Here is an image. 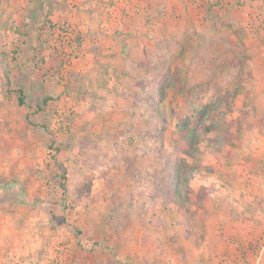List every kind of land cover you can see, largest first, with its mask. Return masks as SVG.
<instances>
[{
    "label": "rangeland",
    "instance_id": "1",
    "mask_svg": "<svg viewBox=\"0 0 264 264\" xmlns=\"http://www.w3.org/2000/svg\"><path fill=\"white\" fill-rule=\"evenodd\" d=\"M92 1L0 0V264H264V15L249 14L264 0H207L245 7L230 26L215 10L218 24L195 25L202 0ZM129 16H149L163 40L151 33L149 48L124 31L110 47L104 23ZM167 116L171 160L186 146L176 123L193 116L200 130L199 151L186 157L196 174L182 188L186 213L171 187L156 189L174 169L154 135ZM212 124L219 142L206 132ZM230 145L239 153L227 159L251 161L213 167ZM210 172L244 189L239 217L224 220L215 197L210 209L215 185L200 183ZM253 196L262 198L255 209Z\"/></svg>",
    "mask_w": 264,
    "mask_h": 264
},
{
    "label": "crops",
    "instance_id": "2",
    "mask_svg": "<svg viewBox=\"0 0 264 264\" xmlns=\"http://www.w3.org/2000/svg\"><path fill=\"white\" fill-rule=\"evenodd\" d=\"M131 1L132 0H116V4H121L123 7H128V6L131 5V3H130ZM137 1H139V0H137ZM228 1H231V0H228ZM238 1L243 2L242 0H236V3ZM232 2H234V1H232ZM92 3H93V7H97V3L98 2L93 0ZM201 3L203 5H201ZM201 3L199 4L197 2H194V7L195 8L200 9V10L203 9V12L201 13L200 16H197V17L194 16L195 18H197V22H198V24H195V25H199V26H200V24L202 22H204L205 24H209V25L218 24V20L214 19V17L211 15V11L213 12L214 10H215V12L218 14V16L220 18V22H219L220 25H223L225 22H228L227 24L229 26L231 24L235 25V21H238V19L237 20H235V19L237 17H240L241 15H245L246 14L245 12H240V10H238L239 8H242L243 10L241 9V11H245V9H244L245 7H240V5H237V4H235V6H234L233 3L229 4V2H227V1L225 3H223V1H222L220 6H216V7H214V6L212 7L210 4H209V6H207V0H202ZM151 6L154 9V8H156L157 3L154 1V2H152ZM226 6H228L229 8L226 9ZM86 7L90 8L91 6L87 5ZM205 8H206V10H205ZM136 9L138 11H140L141 13H144L145 11H150L147 8L145 9V7L142 9V11L139 8H136ZM252 9H254L255 11L259 10V12L256 13V12H254L252 10V12H250L249 14H251V16L258 15L257 19L262 22L261 18L264 15V5H262V6L260 5L259 7H253ZM208 10H210V11H208ZM133 19H135V18H130V16L129 17L120 18V19L115 17V18L110 19V23H107V22L104 23V25L109 27V29L106 30V33L112 35L109 38V42H110L109 46L110 47L112 45V40H114L115 38H118L119 32L122 34V33H125L124 31L129 32L131 34V36L139 34L141 40L145 41V43L147 44L148 47L150 46L149 48L156 47V45L155 44L153 45L152 44V40L148 37V35L152 36L151 33L154 34L156 37H158V38H156L158 41H159V39L163 40L158 35V32H156V30H153L151 28L152 24L150 23L151 19H150L149 16H146L145 18H142L143 19L142 22H139V23L136 22V21H134L135 23H133L132 22ZM236 24H237V22H236ZM259 24L263 25V23H260V22L258 23V25ZM119 27H123V31L119 30ZM127 29H129V30H127ZM101 40H102V37L99 36L98 41H101ZM119 40H120V38H119ZM119 40H117V41H119ZM110 47H106L105 49L107 51H111L112 48H110ZM158 47H160V45H158L157 48ZM157 48L155 49V51L157 50ZM156 55H158V54H156ZM178 64L180 65V64H185V63L179 62ZM260 71L264 72V67H263L262 70H260V69L256 70V72H260ZM241 85L244 86V82H242ZM242 92L244 93V96H245V89H243ZM257 98H258V96H256V97L253 96V99H254L253 103L258 106V105H260L259 104L260 102L257 101ZM257 110H258V107H257ZM236 133H237L238 138L241 139V141H242L243 137H245V135H246V130L242 129V131H239V132L236 131ZM253 134H255V133H253ZM262 143L263 142H261V139L256 140V144L257 145H261ZM225 149L226 150L224 151V153L226 155L223 158L224 161H222L219 164H214L213 167H215V168L221 167V168L225 169L227 167H231V165H237L236 163H238V161L229 160L227 158H229V157L236 158V153L237 154L239 153L238 152L239 146L238 145H234V146L230 145V146H227ZM243 153L245 154V156L242 154L241 155L242 158L246 157V155H247L246 152H243ZM250 161L251 160L246 161L245 159L244 160L241 159L240 162L238 163V165L245 166V164H247ZM214 181H216V182H214ZM200 183L204 184L206 186L215 185V191H214V193H212V197L210 196V201H209L208 204L210 205V209H211L213 207V204H214V199H213L214 197H215V199L217 198V199L222 200L223 203L221 202V208H223V204L225 203L226 206H224V208L226 207V210H228V212H227L228 216L224 215V220L231 219L232 217H239L238 215L241 212L244 211L243 202L247 201V200H245V196H243L244 194H242V191H241V190L244 191V189H242L241 185H240L239 188H236L233 185V183L227 182L226 173H225L224 178H221L219 175H217V173H215V172L211 173L210 172L208 177L205 180H201ZM211 183H214V184H211ZM253 188L255 189L256 187H253ZM221 190H223V192H221ZM218 194L219 195H223V196L221 198H219ZM252 199H253L252 203H254L252 205V209H255L256 202H260V200H262V198L260 196L258 198L253 196ZM215 208L216 207L214 206V210H215ZM224 220H222V222H224ZM208 221L209 220H207L206 223ZM237 223H239L238 220H237ZM238 225H240V224H238Z\"/></svg>",
    "mask_w": 264,
    "mask_h": 264
},
{
    "label": "trees",
    "instance_id": "3",
    "mask_svg": "<svg viewBox=\"0 0 264 264\" xmlns=\"http://www.w3.org/2000/svg\"><path fill=\"white\" fill-rule=\"evenodd\" d=\"M243 58H245V56ZM179 66L183 68L184 64H180ZM157 70H158V68H157ZM180 82H181V79H180ZM144 83H145L144 84L145 86H148V85L151 84V87H152V84H153L152 82L150 83L147 80H145ZM195 86H196V83L193 84L192 87L194 88ZM143 88H145V87H143ZM154 89H156V88H154ZM161 89L162 88H158V86H157V89L155 91H153L152 95L160 94V92H161L160 90ZM163 91L161 92L160 100H163V98L165 97L166 93H164ZM159 96H152V98L153 99H157V97H159ZM47 99L49 100L50 98L48 97ZM47 99L45 101H47ZM19 102L23 104V100H22L21 97L19 98ZM158 108H159V106H157V109ZM199 111H200L199 115H200V119L201 120L206 118V116L209 114V110H207L206 108H202ZM167 118H168V116L165 117V118L162 117V119H160L161 120L160 124L162 125V127L157 129L155 134H154L155 138L160 139L159 142L161 143V144L159 143V144L156 145V150L160 154L161 161H164L163 162V166H165V165L168 166L169 165V169H171L172 168L171 163H173L174 169L170 170V172L168 174V177H169L170 181H168V182L165 181V182H163V184L161 182L160 184L156 185V189L158 190V189H160V187H162V189H163V186L167 187V188L171 187L172 189H170L169 192H168L169 194H171L170 202L173 203L174 205H177V206L183 208V210L185 211L184 213H186L187 209H188V205H187V199L184 196L186 193L183 192L182 188H183V186L185 188L186 187H190L191 177L193 178L196 175L194 170H193V168L190 169V167L188 166V164H187L188 160H186V157L193 158L195 153L199 151V148H198L199 143H198V141H199L200 130L198 128L199 126L196 124L197 121H194L192 119L193 116H189V117L183 118L182 120H180V121H178L176 123L175 129L185 139V141H186L185 145L186 146H182V145L176 144L174 151L177 152L178 155L175 157V160H171V155L173 153L172 152H167L165 150V146H164V143H163L164 135H165V128L167 126V124H166ZM241 120L243 121V116H241V118H239L240 122H241ZM163 123H165V124H163ZM207 131L211 132V133H215L213 137L216 140V142H219L220 139L222 140L223 135H220L218 133V131L216 130L215 125L212 124L211 126H208L206 132ZM156 143H158L157 140H156ZM147 149L149 150V148H147ZM215 150H217V149H215ZM187 169H190L189 173H186ZM153 176L154 177L160 176L158 174V170H156V172H155V174H153ZM205 190L206 191H211V189H209V190L203 189V191H205ZM205 196H206V201H208L207 199H209V197H207V195H205ZM195 200L196 201L198 200V194H196V199ZM206 204L207 203L198 204V207L201 210H203V211H207ZM185 215H187V214H185Z\"/></svg>",
    "mask_w": 264,
    "mask_h": 264
},
{
    "label": "built area",
    "instance_id": "4",
    "mask_svg": "<svg viewBox=\"0 0 264 264\" xmlns=\"http://www.w3.org/2000/svg\"><path fill=\"white\" fill-rule=\"evenodd\" d=\"M72 51L70 48L67 46L64 48V66L67 67L72 63V56H71Z\"/></svg>",
    "mask_w": 264,
    "mask_h": 264
}]
</instances>
